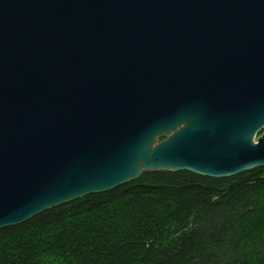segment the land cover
I'll use <instances>...</instances> for the list:
<instances>
[{
	"label": "water",
	"instance_id": "obj_1",
	"mask_svg": "<svg viewBox=\"0 0 264 264\" xmlns=\"http://www.w3.org/2000/svg\"><path fill=\"white\" fill-rule=\"evenodd\" d=\"M264 0H0V230L144 172L264 166Z\"/></svg>",
	"mask_w": 264,
	"mask_h": 264
},
{
	"label": "trees",
	"instance_id": "obj_2",
	"mask_svg": "<svg viewBox=\"0 0 264 264\" xmlns=\"http://www.w3.org/2000/svg\"><path fill=\"white\" fill-rule=\"evenodd\" d=\"M0 264H264V166L144 172L1 229Z\"/></svg>",
	"mask_w": 264,
	"mask_h": 264
},
{
	"label": "rangeland",
	"instance_id": "obj_3",
	"mask_svg": "<svg viewBox=\"0 0 264 264\" xmlns=\"http://www.w3.org/2000/svg\"><path fill=\"white\" fill-rule=\"evenodd\" d=\"M262 132H264V129H263V131Z\"/></svg>",
	"mask_w": 264,
	"mask_h": 264
}]
</instances>
